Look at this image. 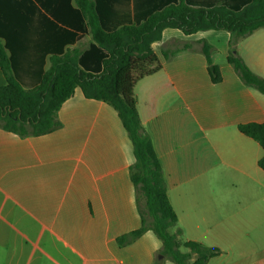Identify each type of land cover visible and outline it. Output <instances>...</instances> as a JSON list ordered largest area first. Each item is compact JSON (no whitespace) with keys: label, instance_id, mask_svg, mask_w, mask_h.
Wrapping results in <instances>:
<instances>
[{"label":"crops","instance_id":"0c3cea01","mask_svg":"<svg viewBox=\"0 0 264 264\" xmlns=\"http://www.w3.org/2000/svg\"><path fill=\"white\" fill-rule=\"evenodd\" d=\"M181 1L116 0V11L103 19L110 27L138 25ZM183 1L237 10L252 0ZM224 32L166 29L152 44L162 69L136 84V106L183 241L217 249L208 264H264V171L258 164L264 150L238 129L264 123V95L231 69L213 83L201 42L229 43ZM0 39L25 89L39 84L52 55L78 50L80 67L93 74L108 57L74 0H0ZM176 43L195 50L160 55L159 48L168 52ZM238 46L246 65L264 78V29ZM5 84L0 69V87ZM57 118L61 128L37 137L0 129V264H153L162 248L153 231L127 246L117 243L141 227L130 176L133 145L117 111L77 88Z\"/></svg>","mask_w":264,"mask_h":264},{"label":"trees","instance_id":"16d2710c","mask_svg":"<svg viewBox=\"0 0 264 264\" xmlns=\"http://www.w3.org/2000/svg\"><path fill=\"white\" fill-rule=\"evenodd\" d=\"M120 1L126 5L128 0ZM100 2L101 8L93 0H74L87 22L92 40L108 54L99 74L83 70L79 65L80 52L71 50L50 56L49 67L39 84L25 89L15 76L12 54L9 55L7 44L0 39V69L6 79V84L0 87V129L22 138L58 130L62 126L57 118L58 111L77 88L86 98L111 105L133 145L135 162L130 167V176L141 217V227L118 237V245L127 246L151 230L162 242L159 254L164 256L153 264H164V260L175 264H208L219 251L200 243L183 241L177 215L168 197L162 166L137 110L134 89L140 80L162 69L152 44L162 40L166 29H177L185 35L223 30L230 33L228 63L245 86L264 95V78L256 75L236 51L242 38L264 29V0H252L237 10L226 6L195 8L182 0L151 14L141 24L119 22L113 27L106 24L103 15L109 10L116 11V0ZM201 46L211 79L218 84L222 77L218 66L212 62L211 46L206 42H201ZM163 52L166 58L170 57L169 52ZM238 129L257 141L264 150V123L241 124ZM258 164L264 171V156Z\"/></svg>","mask_w":264,"mask_h":264},{"label":"rangeland","instance_id":"374dc122","mask_svg":"<svg viewBox=\"0 0 264 264\" xmlns=\"http://www.w3.org/2000/svg\"><path fill=\"white\" fill-rule=\"evenodd\" d=\"M224 33L228 34L229 32L225 31ZM247 37L242 38L241 40L247 39ZM240 41H239V43H240ZM239 43L237 44V48H236V51H237L238 55L240 54L239 46H238ZM244 45H245L244 42H242V44H240V50L241 51L242 50L243 51L246 50ZM180 46H181L180 43L170 44L169 49H168L169 50L168 52H169L170 56H175L180 50H186V49H182ZM188 48L194 49V45L192 43H189V47ZM158 50H159L160 55L164 56V52L163 51H166V50L165 49H160V48ZM160 50H162V51H160ZM192 52L195 53V51H192ZM199 53H201V52H199ZM211 55H213L214 65L218 66V68L220 70L221 77H222V72L225 75L228 74V69H231V70H233L235 72L233 66L231 64H229L228 61H227V57L230 55V44L229 43H225L224 39H221L216 44L215 48L213 46H211Z\"/></svg>","mask_w":264,"mask_h":264},{"label":"water","instance_id":"95a60500","mask_svg":"<svg viewBox=\"0 0 264 264\" xmlns=\"http://www.w3.org/2000/svg\"><path fill=\"white\" fill-rule=\"evenodd\" d=\"M159 258H160V259H163V258H164V256H163V255H159Z\"/></svg>","mask_w":264,"mask_h":264}]
</instances>
